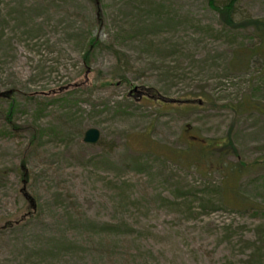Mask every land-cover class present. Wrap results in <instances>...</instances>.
<instances>
[{"label": "rangeland", "instance_id": "374dc122", "mask_svg": "<svg viewBox=\"0 0 264 264\" xmlns=\"http://www.w3.org/2000/svg\"><path fill=\"white\" fill-rule=\"evenodd\" d=\"M224 4L0 0V264H264V0Z\"/></svg>", "mask_w": 264, "mask_h": 264}, {"label": "trees", "instance_id": "16d2710c", "mask_svg": "<svg viewBox=\"0 0 264 264\" xmlns=\"http://www.w3.org/2000/svg\"><path fill=\"white\" fill-rule=\"evenodd\" d=\"M240 0H225V4H224V8H226L227 10L230 11L229 13V20L230 22H233L232 16H233V10L236 6L237 3H239ZM251 25L254 26L257 30H264V20H259V19H255L252 20ZM11 106H13V104H11ZM256 108V106H255ZM259 106L256 108L257 110H259ZM3 175H1L0 177H2ZM24 177H26V175H24Z\"/></svg>", "mask_w": 264, "mask_h": 264}, {"label": "water", "instance_id": "95a60500", "mask_svg": "<svg viewBox=\"0 0 264 264\" xmlns=\"http://www.w3.org/2000/svg\"><path fill=\"white\" fill-rule=\"evenodd\" d=\"M101 132L97 128H89L84 134V142L87 144H97L100 140Z\"/></svg>", "mask_w": 264, "mask_h": 264}, {"label": "flooded vegetation", "instance_id": "af4514ba", "mask_svg": "<svg viewBox=\"0 0 264 264\" xmlns=\"http://www.w3.org/2000/svg\"><path fill=\"white\" fill-rule=\"evenodd\" d=\"M187 128H188V129H190V127H189V126H187ZM193 137H195V136H193Z\"/></svg>", "mask_w": 264, "mask_h": 264}]
</instances>
